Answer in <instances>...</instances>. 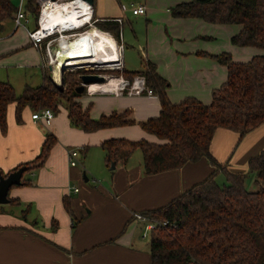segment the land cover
<instances>
[{
    "label": "crops",
    "instance_id": "crops-1",
    "mask_svg": "<svg viewBox=\"0 0 264 264\" xmlns=\"http://www.w3.org/2000/svg\"><path fill=\"white\" fill-rule=\"evenodd\" d=\"M157 2L167 8L165 15L158 20L166 28V36L162 40L164 47L169 48V54L174 61L181 57H195L198 66L200 63L202 66V62L207 64L209 59L214 69L213 66L200 67L202 69L198 71L196 78L200 79L203 90L208 89L212 94L213 89L219 87L227 78L223 73L217 74L215 67L217 62H220L211 55L214 59L212 62L211 52L207 50L198 49L195 52L194 49H179V45L172 39L179 38L178 27L188 28L193 24L192 20H188L194 17H181L174 12L175 6L185 1L95 0V25L99 21L108 20L118 22L121 28H124L125 23L132 24L131 15L150 24L154 21L157 8H160L156 7ZM139 5L146 6L145 14L133 13L132 9ZM123 6H126V10L122 9ZM93 29L104 31L97 25ZM23 31L27 35L28 44L32 45L27 30L23 28ZM104 32L110 33L117 44L123 47L120 41L122 32L120 40L115 38L114 32ZM124 36L126 38L125 33ZM168 37L170 41L166 40ZM135 38L141 44L138 36ZM12 49L17 51L19 46ZM54 52L56 53V48ZM143 53L146 61L153 62L158 72L168 80L169 98L173 102H179L175 101L169 92L173 84L161 69L163 61L150 57L146 49ZM39 59L38 65L41 66V53ZM33 63L31 61V65ZM60 75L59 71V78ZM187 90L182 89L183 93L186 92L184 97L196 96L192 94V90ZM78 99L84 108H89L93 118L98 119L113 111L130 110L137 123L87 132L71 124L68 109L62 106L59 112L55 113L51 126L33 120L30 108L25 109L24 122L19 124L15 116V105H10L8 132L2 134L0 131V169L4 173L34 160L40 154L48 133L53 134L57 141L44 165L26 171L22 183L11 187L10 202L0 204V264H151L150 242L149 249H146L140 241V234L144 236L145 223L135 219L133 213L166 205L184 191L204 181L216 170L209 158L203 157L180 168L148 175L144 173L143 153L140 149L137 150H140L142 155L136 154L135 150L127 161L117 160L115 168L112 169V164L107 162V151L103 147L106 140H158L139 124L159 115L161 104L158 95H130L127 92L117 94L96 88L95 91L83 92ZM211 100L202 101L210 103ZM238 135L237 132L226 128L216 131L212 153L222 164L229 160V152L234 147ZM244 138L246 142L241 146L245 145V148L236 159L243 164L264 150V124ZM72 148L79 149L80 162L76 166L69 163L68 151ZM244 167L242 165L241 172H245ZM87 173L93 175V182H89ZM76 187L79 188L78 191L75 190ZM65 200L70 203L78 221L75 227L73 216L65 207ZM55 223L58 224L56 229L53 228Z\"/></svg>",
    "mask_w": 264,
    "mask_h": 264
},
{
    "label": "trees",
    "instance_id": "trees-1",
    "mask_svg": "<svg viewBox=\"0 0 264 264\" xmlns=\"http://www.w3.org/2000/svg\"><path fill=\"white\" fill-rule=\"evenodd\" d=\"M17 9L14 0H0V34L13 22ZM24 9L30 22L34 19V28L37 27L41 12L38 0H27ZM174 12L213 24H235L239 30L232 36V43L254 47L259 52L248 61H233L228 52L210 53L227 67V78L213 89L210 103L196 96L173 102L167 92L169 82L153 62L146 61L145 69L137 71L123 68L129 80L137 74L145 75L147 85L158 95L159 115L139 123L158 140L108 139L103 143L107 162L127 161L140 149L144 173L148 175L180 168L203 157L209 158L216 167L208 178L166 205L141 212L167 222L165 227L151 230V264H264V150L249 158L245 172L230 171L212 153L213 138L219 128L233 130L242 138L264 124V0H189L176 5ZM96 25L114 32L120 40L118 22L104 20ZM77 73L63 75L62 84H67L66 87H58L45 76L43 84H28L20 95L10 81L0 79L1 133L8 132L11 104L15 105L19 124L24 122L26 108L32 113L43 108L57 113L62 106L68 109L71 124L87 132L137 123L130 110L93 118L89 108H84L78 99L82 93L76 89ZM56 141L48 133L40 154L12 171L23 165L28 170L44 165ZM219 171L225 174L227 183L217 181ZM0 173L7 176L10 172L0 169ZM252 182L255 189L250 185ZM65 207L73 216L75 227L78 221L67 200ZM57 227L55 223L53 228Z\"/></svg>",
    "mask_w": 264,
    "mask_h": 264
},
{
    "label": "rangeland",
    "instance_id": "rangeland-1",
    "mask_svg": "<svg viewBox=\"0 0 264 264\" xmlns=\"http://www.w3.org/2000/svg\"><path fill=\"white\" fill-rule=\"evenodd\" d=\"M26 1L27 0H24V2ZM14 2L18 7L20 5L21 0H14ZM156 7L160 8H157L155 13L156 15L152 23H146V21L140 20V17H135L131 15L132 17H130V20L132 24L125 23L126 27L121 28L122 39L120 41H122L123 45V67H125L126 71H137L145 68L146 59L145 54L143 52H145L146 49L150 57L156 60L163 61L161 69L173 84V87H171L169 92L172 93V98L175 101H180V99L185 96L186 92L183 93L182 89H188L189 91L192 90V94L196 95L198 98L210 101L212 98V94L208 89L207 91L203 90L200 79L196 78V76L198 71L202 69L200 67L208 66V68H210L213 66L212 69H214V65H210V60L207 59V64L202 62V66L201 63L198 66V60L195 57H181L177 61H174V59L169 54V48H165L164 42L162 41L166 36L164 34L166 33V28L164 24L158 21L165 15L167 8L165 6H162L161 3L158 2L156 4ZM190 20H192L193 23L191 27H178L177 32L179 34L180 40L179 38L177 39V37L172 38L179 45V49L180 47H182L185 50H207L213 54H221L225 51L232 55L233 61H248L252 58L254 54L257 53V51L255 50L256 48L254 47H237V45L232 43L231 38L233 34H235L239 30V27L235 24H213L199 18L189 19L188 21ZM29 27H34V19H32V21L29 23ZM132 28L134 30H132ZM86 29L93 28H91L90 24H86L81 28L82 31ZM124 33L126 35V38L124 36ZM136 36H138L141 44H139V42L136 40ZM53 37L55 38V41L53 43L54 49V47H59L58 43L60 35L55 34ZM70 37L73 36L70 35ZM168 38L166 40L170 41V37ZM46 43H48V40ZM43 45L45 46V43ZM172 45L174 44L172 43ZM16 46H19V50L17 51L12 49ZM189 55L190 54H187V56ZM39 58V50L36 47H33L32 45L28 44L27 35L23 31V27H16L15 21L14 23L11 22L6 28V30L0 34V79L10 81L15 86L18 95L22 93L27 83L32 86H38L43 84L45 76L51 78V80L56 85L58 84V87L67 86V84L65 83L64 85L61 84V75L60 78L58 77L56 79L55 69L49 70V68H46L45 70L42 64L41 66L38 65V62L40 60ZM210 59H212V56ZM31 61L34 62L32 65ZM213 61L214 59H212V62ZM220 63L217 62V67H215V69L217 71V74L223 73L225 76L227 75L226 66ZM118 65H83L82 67H66L64 74H68L69 72H78V75H75V80L79 83V85L81 84L80 75L83 73H99L104 75L106 79L108 77L120 76H123L127 79L126 75L123 74L122 70L120 68H117ZM54 66L55 65L53 64L52 68ZM52 73H54V75ZM126 91L127 90H125V92ZM244 142H246V139L244 137L241 138L240 135H238L235 140L234 147L229 152V160L223 163L228 169L230 168V171H233L232 169H234V171L237 170L236 172H241L242 170L240 169L242 165L245 166L243 171L248 170V159L244 162V164L236 160L237 157L241 156L243 149L245 148V145L241 146L242 144H244ZM136 154L142 155L140 150H137ZM87 175L90 178L89 182H93V175L89 173H87ZM216 179L220 184L227 183L225 174L221 171H219V173L217 174ZM250 185L253 189L256 188L253 182ZM143 230H145V227ZM151 233L152 231L148 230L147 236H142V233L140 234V241L143 246L146 247V249H149Z\"/></svg>",
    "mask_w": 264,
    "mask_h": 264
},
{
    "label": "bare ground",
    "instance_id": "bare-ground-1",
    "mask_svg": "<svg viewBox=\"0 0 264 264\" xmlns=\"http://www.w3.org/2000/svg\"><path fill=\"white\" fill-rule=\"evenodd\" d=\"M90 3L86 0L78 2H53L47 0L44 3L42 24L44 28L61 31L60 45L52 57L55 65L56 79L66 67H78L83 65H101L119 67L122 62L120 45L114 37L97 29H86L77 38L73 39L65 34L64 29L71 26H80L88 21L91 16ZM100 66V67H101ZM54 74V73H52ZM54 77V76H53ZM106 83H93L90 90H113L117 89L119 78L108 77ZM57 82V80H56Z\"/></svg>",
    "mask_w": 264,
    "mask_h": 264
},
{
    "label": "built area",
    "instance_id": "built-area-1",
    "mask_svg": "<svg viewBox=\"0 0 264 264\" xmlns=\"http://www.w3.org/2000/svg\"><path fill=\"white\" fill-rule=\"evenodd\" d=\"M47 0H38L39 4L41 5V12L40 16L38 19V26L35 28H30L29 27V22L30 18L26 14L25 9H24V0H21L20 5L18 6L17 12L15 14V24L16 27H23L27 30L28 32V37L30 40V43L35 46L43 56V61H42V66L46 70V68L50 70V66L53 65V55H54V47L53 49V43L55 41V38L53 37L55 34H61V31L58 29L55 30H50L48 28H44L42 24V16H43V9H44V3ZM52 1V0H51ZM78 2V0H55L53 2ZM91 16L88 19L87 22L80 26H71L70 28L64 29L65 34L73 36L72 38L76 39L78 34H81L85 30H81V28L86 25L90 24L91 28H96L95 25V19L93 18L94 15V8L91 4ZM123 10H126V6L122 7ZM134 14H145L146 13V6L145 5H139L136 6L132 9ZM119 21H122L121 18H117ZM81 30V31H80ZM78 32V33H75ZM48 40V43H46ZM45 43V46L43 45ZM60 45V40L59 43ZM121 52H122V46H120ZM117 68H120L121 70L123 69V63L121 62V65ZM119 82H118V87L117 89L113 90H106V91H113L117 94H122L127 90L126 92L130 95H140L146 93L149 96L154 95V90L150 88L147 85L146 77L143 74H137L134 76L133 80H129L124 78L123 76L118 77ZM108 79V78H107ZM106 79V81H108ZM105 81V83H106ZM58 85V84H57ZM88 90H90V85L87 87ZM55 117V113L51 108H43L36 110L32 113V119L41 122L46 126H51L53 123ZM68 158H69V163L71 166H76L79 164V149L77 148H72L68 151ZM76 191L79 190V188H75ZM133 217L137 220L143 221L145 223V230L143 232L144 236H147V231L152 230L157 227H165L167 225L166 221H161L157 218L151 217L149 215H145L140 212H134Z\"/></svg>",
    "mask_w": 264,
    "mask_h": 264
},
{
    "label": "water",
    "instance_id": "water-1",
    "mask_svg": "<svg viewBox=\"0 0 264 264\" xmlns=\"http://www.w3.org/2000/svg\"><path fill=\"white\" fill-rule=\"evenodd\" d=\"M55 1V0H52ZM92 6L95 0H86ZM52 68V66H50ZM53 69V68H52ZM65 73V68L61 74V84L63 83V75ZM81 84L76 88L79 93H83L87 90V87L93 83H104L106 77L99 73H83L80 75ZM116 166L115 162H112L111 168L114 169ZM28 170L27 165H23L18 169L10 172L7 176L0 173V204H5L10 202L9 191L13 185L21 184L22 177L24 173Z\"/></svg>",
    "mask_w": 264,
    "mask_h": 264
}]
</instances>
